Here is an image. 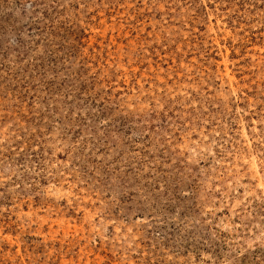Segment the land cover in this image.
I'll return each instance as SVG.
<instances>
[{
	"label": "rangeland",
	"instance_id": "1",
	"mask_svg": "<svg viewBox=\"0 0 264 264\" xmlns=\"http://www.w3.org/2000/svg\"><path fill=\"white\" fill-rule=\"evenodd\" d=\"M0 264H264V0H0Z\"/></svg>",
	"mask_w": 264,
	"mask_h": 264
}]
</instances>
